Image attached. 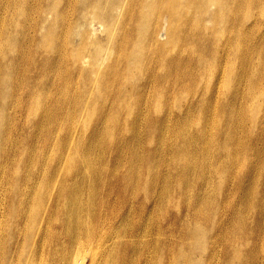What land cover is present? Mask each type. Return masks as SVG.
I'll return each instance as SVG.
<instances>
[{
    "label": "rangeland",
    "instance_id": "obj_1",
    "mask_svg": "<svg viewBox=\"0 0 264 264\" xmlns=\"http://www.w3.org/2000/svg\"><path fill=\"white\" fill-rule=\"evenodd\" d=\"M68 183L119 264H264V0H0V264Z\"/></svg>",
    "mask_w": 264,
    "mask_h": 264
},
{
    "label": "bare ground",
    "instance_id": "obj_2",
    "mask_svg": "<svg viewBox=\"0 0 264 264\" xmlns=\"http://www.w3.org/2000/svg\"><path fill=\"white\" fill-rule=\"evenodd\" d=\"M163 36L164 32L161 33ZM69 184L57 187V199L49 208L40 212L37 210L41 206L37 205L33 212L22 218L19 232L27 234V229L35 226L36 232L31 244L28 235L25 246H29L30 255L26 257L21 252L20 264H85V252L89 257L88 264H119L125 236L112 222L109 230L104 231L107 219L102 210L93 215L91 201L82 203L78 200L74 187Z\"/></svg>",
    "mask_w": 264,
    "mask_h": 264
}]
</instances>
